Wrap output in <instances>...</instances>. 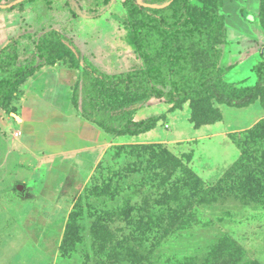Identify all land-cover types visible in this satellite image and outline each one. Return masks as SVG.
<instances>
[{
  "label": "rangeland",
  "instance_id": "rangeland-1",
  "mask_svg": "<svg viewBox=\"0 0 264 264\" xmlns=\"http://www.w3.org/2000/svg\"><path fill=\"white\" fill-rule=\"evenodd\" d=\"M124 1L105 10L102 0H0V50L9 46L18 67H36L0 97V264H264V82L244 107L152 98L138 116L158 113L166 126L98 162L93 152L48 156L50 141L70 137L81 148L88 127L75 105L94 103L73 55L53 53L49 43L41 51L39 41L59 35L106 75L142 72L160 59L145 62L127 44ZM187 1L210 38L196 64L211 63L216 50L219 67L233 66L224 79L253 87L264 55L260 0H222V8ZM136 2L174 16L182 10V0ZM123 101L99 106L115 110ZM159 105L177 110L160 113Z\"/></svg>",
  "mask_w": 264,
  "mask_h": 264
},
{
  "label": "trees",
  "instance_id": "trees-1",
  "mask_svg": "<svg viewBox=\"0 0 264 264\" xmlns=\"http://www.w3.org/2000/svg\"><path fill=\"white\" fill-rule=\"evenodd\" d=\"M32 1L34 0H24V2ZM102 1L103 8L105 10L109 8L111 0ZM205 1L216 2V8H222L220 5L222 0ZM123 6L131 17L130 28L126 34L127 44L145 62L149 61L152 54H157L160 59L156 65H148L142 72L106 75L99 72L86 57L81 56L80 51L73 44L70 42L62 44L63 38L59 35L49 33L39 41L38 48L41 51L44 45L49 43L53 53H71L75 64L85 72L87 78H90L86 97L94 103V106L80 110L76 105L84 119L112 134L135 135L148 131L158 121L159 117L156 116L134 121V114L152 98L165 99L173 105L175 102L185 100L215 99L232 107H244L258 97L262 89V85L260 87L259 85L264 82V55L262 53L260 54L261 61L253 68L257 78L253 87L241 88L236 84L228 83L224 78L233 66L219 67V52L216 50L212 51L216 55L211 63L196 64L200 49L209 48L210 38L198 27L191 12L194 8L188 4L187 0H182V10L178 16H174L169 9L157 11L143 8L136 0H125ZM226 19L228 20L227 17ZM223 22L222 19V24ZM228 23L226 27L229 33L231 27ZM257 23L259 28L264 30V0H260V15ZM52 61L53 59L48 62ZM0 69L4 70L3 76L0 77V97L3 98L12 90L15 83L28 77L36 67L33 65L18 67L13 51L6 46L0 50ZM119 95L124 98V101L115 110L99 106L100 100L105 101L108 97L113 98ZM169 109L171 112L177 110ZM123 120H125L124 124H122ZM107 121L113 123L116 128L110 130ZM202 124V122H193L196 128ZM261 125L264 128V123ZM261 125L256 124L253 127L254 132L259 130ZM254 134L257 135L256 132ZM133 145L124 144L115 147ZM261 156L264 157V155Z\"/></svg>",
  "mask_w": 264,
  "mask_h": 264
},
{
  "label": "crops",
  "instance_id": "crops-1",
  "mask_svg": "<svg viewBox=\"0 0 264 264\" xmlns=\"http://www.w3.org/2000/svg\"><path fill=\"white\" fill-rule=\"evenodd\" d=\"M251 55L252 54H250L249 57ZM75 107H76V105H75ZM159 107H161V108H159V110L161 111L160 113H166V114H168V112L171 113L169 108L164 110L165 108H163V105H159ZM76 109H77L79 118L88 127L87 131H85V133H86L85 135L86 136H84V141L80 140L79 144L82 145L81 148H77V144H76L75 148H72V146L69 145L70 143H68L69 141L73 140V138H70V137L69 138H63V140L59 139V140H56V141H50V144L48 145V147H46V150L50 151V152H48V156L50 157V159H54L55 157H57L58 154H56L54 152L56 150L65 151L64 155H67L66 157H69L70 155L75 154L76 152H78V153L82 152L83 155L85 153H87V152H93V153H98L97 159H96V162H98L100 160V158H102L104 156V151H106L108 149H112L115 146L124 145L123 142L129 141L126 144H131L132 145V144H140L141 142H138L140 140L141 141L149 140V138L148 139H144V136H145V138L147 137L148 131H146L145 133L143 132V134L142 133H137V134L134 135V137H132V135H116V134L109 133L108 131H106V130L100 128L99 126H97L95 123L84 119L80 115L79 110H78L77 107H76ZM138 114H139V111H137L134 114V121L144 120V119H142V117L138 116ZM145 115H147V114H145ZM155 116L159 117L158 121L156 122V124L150 130L158 129V128L162 130V128L166 126V123H165L166 118H164L163 116L159 115L158 113ZM71 131H72V133L75 132L74 129L71 130ZM56 133H57V131H56ZM34 136H35V138L37 137L36 135H34ZM126 136H130L129 138H131V139L135 138V142H133V140H126L127 139ZM139 137L141 139H137ZM118 139H122L121 140L122 142H118ZM161 139H164V138H161ZM66 143H68V144H66ZM87 160H91V157H88ZM44 187H48V185L44 186ZM48 202L50 204V201H48ZM48 206L51 207L52 204H50Z\"/></svg>",
  "mask_w": 264,
  "mask_h": 264
},
{
  "label": "water",
  "instance_id": "water-1",
  "mask_svg": "<svg viewBox=\"0 0 264 264\" xmlns=\"http://www.w3.org/2000/svg\"><path fill=\"white\" fill-rule=\"evenodd\" d=\"M16 189H17L19 192H21V190L23 189V186L18 185V186L16 187Z\"/></svg>",
  "mask_w": 264,
  "mask_h": 264
}]
</instances>
